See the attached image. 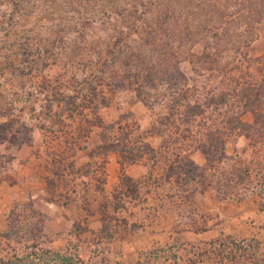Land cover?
Masks as SVG:
<instances>
[{
    "label": "rangeland",
    "instance_id": "rangeland-1",
    "mask_svg": "<svg viewBox=\"0 0 264 264\" xmlns=\"http://www.w3.org/2000/svg\"><path fill=\"white\" fill-rule=\"evenodd\" d=\"M55 6L0 0V264H264V29L220 48L236 66L223 83L186 56L182 92L202 105L190 117L193 98L176 105L164 86L145 104L102 89L99 31L41 40L73 28ZM146 60L144 74L169 66Z\"/></svg>",
    "mask_w": 264,
    "mask_h": 264
},
{
    "label": "trees",
    "instance_id": "trees-1",
    "mask_svg": "<svg viewBox=\"0 0 264 264\" xmlns=\"http://www.w3.org/2000/svg\"><path fill=\"white\" fill-rule=\"evenodd\" d=\"M42 1L47 2L50 8H53L54 5H56L55 8L63 6L69 12L68 15L76 16V18L70 17L72 20L70 26H73L71 30L65 28V25L60 27L61 24L47 25L43 30H36L44 42L48 43L44 39H52L49 43L63 45L72 41L68 40V37L75 36L73 45L78 38L91 37L95 35L93 33L96 31L104 36L102 37V61L99 62L102 70V89L107 88L117 92L128 91L145 104L155 102L154 95L158 93L159 87L164 86L172 96L171 101L176 105L182 104L183 100L186 101L190 97L193 98V104L187 105L186 109V113L190 117L200 115L202 105L196 96L197 92L194 87L186 88L182 92L183 87L185 88L187 85V78L184 77L179 65L187 62L186 56H190L188 59L191 60L190 63L195 69L194 73L200 75L197 76L198 78L209 84L210 78L222 75L223 83V81H227L226 74L236 66H231L233 62L220 65L217 59L220 48L229 44L227 41L235 40L234 37L240 34V31L248 33L249 29H253L257 33L260 28L264 29V0ZM231 2L234 5H231ZM215 12L218 14L213 16ZM77 19L78 21H76ZM43 20L41 24H46ZM97 23L99 25L95 27ZM243 28L246 32H243ZM124 30H127V34ZM131 32L133 34L131 42L135 40L140 46L138 52L128 48L124 41L125 39L129 40ZM196 34H199L200 39L196 44L191 45L190 50L193 52V49L196 48L197 53H186L183 45L188 40L196 39ZM82 40L84 41L86 38H82ZM53 46L51 45L45 51L52 50ZM150 56H154L155 59L154 62H150L151 67H156V61L160 62V65L166 63L169 66L164 71L158 67L154 74L151 70L144 74L145 68L143 67L146 66V59ZM239 57L240 55L236 57V63L239 61L238 65H241L244 58ZM217 71L219 73H215ZM86 80L93 88V78L89 77ZM194 80L196 79L190 81L194 82ZM182 93L185 97L182 96ZM186 95L188 96L186 97ZM212 95L209 104L214 108L224 102L215 91ZM214 97L219 99L215 100ZM204 108H209V106ZM255 122L256 120H254ZM12 138L15 141L18 140L15 136ZM22 138L24 140L25 137ZM23 140L20 143L24 142ZM217 191L221 192L219 189ZM55 257L60 264H74L70 257L62 258L59 255Z\"/></svg>",
    "mask_w": 264,
    "mask_h": 264
}]
</instances>
